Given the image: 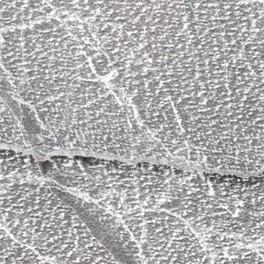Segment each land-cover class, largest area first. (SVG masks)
I'll return each instance as SVG.
<instances>
[{
    "label": "snow or ice",
    "instance_id": "6c2138e0",
    "mask_svg": "<svg viewBox=\"0 0 264 264\" xmlns=\"http://www.w3.org/2000/svg\"><path fill=\"white\" fill-rule=\"evenodd\" d=\"M0 264H264V0H0Z\"/></svg>",
    "mask_w": 264,
    "mask_h": 264
}]
</instances>
